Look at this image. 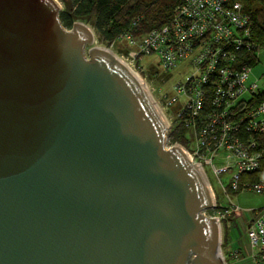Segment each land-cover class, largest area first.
<instances>
[{
	"label": "water",
	"instance_id": "obj_1",
	"mask_svg": "<svg viewBox=\"0 0 264 264\" xmlns=\"http://www.w3.org/2000/svg\"><path fill=\"white\" fill-rule=\"evenodd\" d=\"M62 10L0 0V264H226L206 177Z\"/></svg>",
	"mask_w": 264,
	"mask_h": 264
},
{
	"label": "built area",
	"instance_id": "obj_2",
	"mask_svg": "<svg viewBox=\"0 0 264 264\" xmlns=\"http://www.w3.org/2000/svg\"><path fill=\"white\" fill-rule=\"evenodd\" d=\"M243 8L237 0H182L160 28L142 34L130 29L103 48L141 79L167 124L165 148L180 146L206 177L214 207L201 214L219 225L220 244L228 218L244 214L249 260L264 264V207L243 211L230 195L264 197V174L259 173L264 101L257 102L263 90L247 62L257 45L252 19ZM181 131L185 145L172 142L174 132ZM207 167L230 206L218 202Z\"/></svg>",
	"mask_w": 264,
	"mask_h": 264
},
{
	"label": "trees",
	"instance_id": "obj_3",
	"mask_svg": "<svg viewBox=\"0 0 264 264\" xmlns=\"http://www.w3.org/2000/svg\"><path fill=\"white\" fill-rule=\"evenodd\" d=\"M182 0H61L64 8L59 18L62 25L71 29L77 22H91L100 41L108 45L130 29L142 34L163 26ZM243 5L253 22L257 50L249 54L248 63L258 65V50L264 49V0H237ZM138 21L135 26L134 22ZM262 49V50H263ZM261 51V50H260ZM264 101V91L257 102ZM172 142L187 144L185 132H174ZM264 150V135L260 138ZM264 174V158L259 170Z\"/></svg>",
	"mask_w": 264,
	"mask_h": 264
},
{
	"label": "rangeland",
	"instance_id": "obj_4",
	"mask_svg": "<svg viewBox=\"0 0 264 264\" xmlns=\"http://www.w3.org/2000/svg\"><path fill=\"white\" fill-rule=\"evenodd\" d=\"M62 7L64 8L61 0H58ZM95 32V37L97 40V43H94L92 46L87 47V53L91 48L94 47H107L110 48V45H108L106 42L100 41L98 34L91 24V22H81ZM259 57V63L257 66H255V73H257V77L260 78L259 86L264 91V49L258 52ZM144 65H148V60L144 62ZM261 68L263 70V73H258V69ZM169 88V87H168ZM168 137V136H167ZM167 146L170 147L171 144L167 143ZM169 149V148H168ZM207 169V174L209 181L211 183L212 189L214 190L218 202L221 204L222 207H228L230 206V201L227 198V195L224 193L222 186L218 182V179L214 176L211 169L209 167ZM229 177H225L223 182L225 183V186L227 185L226 180ZM231 197L234 200V203L237 204L241 210L247 211V210H255L260 209L264 207V197L252 192H242L239 194H232L230 193ZM246 216L244 214L240 216L232 215L228 218V221L226 222L227 226L225 229V239L223 244L220 245V252L222 253L223 257L225 258L226 264H236L238 261H241L245 257V253L247 250L246 246V239H245V233L247 230V224H246ZM246 246V247H245ZM235 252L238 254L235 255ZM237 256V257H236ZM244 264H251L250 260H247L244 262Z\"/></svg>",
	"mask_w": 264,
	"mask_h": 264
},
{
	"label": "crops",
	"instance_id": "obj_5",
	"mask_svg": "<svg viewBox=\"0 0 264 264\" xmlns=\"http://www.w3.org/2000/svg\"><path fill=\"white\" fill-rule=\"evenodd\" d=\"M258 62H260L259 57H258ZM258 73H263V70L261 68H259ZM255 75L257 76V73H255ZM263 78H264V76H263ZM246 246H247V243H246ZM248 255H249V249L247 248L246 253H245V257L241 261H238L236 264H244L245 261L249 260Z\"/></svg>",
	"mask_w": 264,
	"mask_h": 264
},
{
	"label": "bare ground",
	"instance_id": "obj_6",
	"mask_svg": "<svg viewBox=\"0 0 264 264\" xmlns=\"http://www.w3.org/2000/svg\"><path fill=\"white\" fill-rule=\"evenodd\" d=\"M101 48V47H100ZM94 50V49H93ZM135 77H136V79L141 83V79L138 77V75L137 74H135ZM217 253H218V255L222 258L223 257V255H222V253L220 252V247H217Z\"/></svg>",
	"mask_w": 264,
	"mask_h": 264
}]
</instances>
